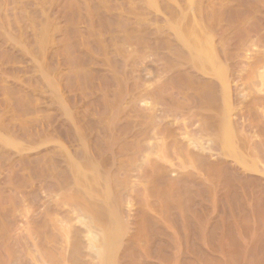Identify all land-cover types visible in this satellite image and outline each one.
Instances as JSON below:
<instances>
[{"label":"bare ground","instance_id":"1","mask_svg":"<svg viewBox=\"0 0 264 264\" xmlns=\"http://www.w3.org/2000/svg\"><path fill=\"white\" fill-rule=\"evenodd\" d=\"M0 264H264V0H0Z\"/></svg>","mask_w":264,"mask_h":264}]
</instances>
